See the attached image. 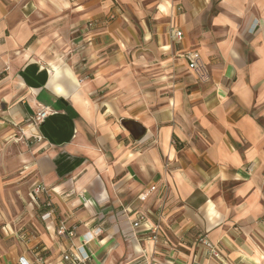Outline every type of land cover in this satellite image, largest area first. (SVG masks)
<instances>
[{
  "label": "crops",
  "instance_id": "1",
  "mask_svg": "<svg viewBox=\"0 0 264 264\" xmlns=\"http://www.w3.org/2000/svg\"><path fill=\"white\" fill-rule=\"evenodd\" d=\"M18 128L42 137L17 159L28 196L49 195L0 227V264H264V0H0V146H24Z\"/></svg>",
  "mask_w": 264,
  "mask_h": 264
},
{
  "label": "rangeland",
  "instance_id": "2",
  "mask_svg": "<svg viewBox=\"0 0 264 264\" xmlns=\"http://www.w3.org/2000/svg\"><path fill=\"white\" fill-rule=\"evenodd\" d=\"M18 129L19 134L13 140L24 146H0V227L9 224L13 228L25 229L40 210L35 204L32 206L35 195L34 200L28 196L29 187L35 177L28 165H19L17 159L23 153L31 155L34 148L32 144L36 141L21 128ZM36 203L39 206L43 204L37 199Z\"/></svg>",
  "mask_w": 264,
  "mask_h": 264
},
{
  "label": "built area",
  "instance_id": "3",
  "mask_svg": "<svg viewBox=\"0 0 264 264\" xmlns=\"http://www.w3.org/2000/svg\"><path fill=\"white\" fill-rule=\"evenodd\" d=\"M109 17L111 18L112 15H109L108 18ZM104 21L102 20V22ZM172 34L176 39H178L181 36V31L174 28L172 29ZM180 56L185 59L187 69L195 75L197 80L207 81L209 79V73H208L207 67L205 63L201 61L196 51L189 50V51L182 53ZM47 114H48L47 108H42L40 110H37L36 112H34L33 116L31 117V122L35 125H39L40 122L43 121V119L46 117ZM31 137L36 142H39L42 139V137L38 134L31 135ZM154 189L155 187L151 186L147 192H140L137 195V198L141 201L146 200L148 194ZM41 194L47 197L49 195V188H46L44 185L37 184L32 189V197L34 198V195L36 196V195H41ZM42 205L45 207H49L50 203L47 200H45ZM50 217H51V211H46L40 216L42 220L49 219ZM143 223H146L148 226L146 228L147 232L149 233L148 238H150L153 242H157L160 237V233H161L159 225L157 223L148 222L145 215L143 213H139L137 214L136 219L132 222V226L138 227L139 225ZM55 231L57 235L66 237V238H70L71 236L74 235V230L69 228V226H67V224L63 220L57 223ZM200 243L210 255L214 257L219 256V252L216 250L214 245L210 241H208L205 237L200 238ZM38 259L39 261L41 260V258H38ZM62 260L66 264H80L85 261V256H80L72 252H64L62 254ZM19 264H28V263L20 262ZM137 264H141V263H137ZM144 264H148V263L144 262Z\"/></svg>",
  "mask_w": 264,
  "mask_h": 264
},
{
  "label": "water",
  "instance_id": "4",
  "mask_svg": "<svg viewBox=\"0 0 264 264\" xmlns=\"http://www.w3.org/2000/svg\"><path fill=\"white\" fill-rule=\"evenodd\" d=\"M120 124L128 130L130 135L135 139L138 140L140 139L144 133H145V128L144 126L139 123L136 120L133 119H127V118H121L120 119Z\"/></svg>",
  "mask_w": 264,
  "mask_h": 264
}]
</instances>
